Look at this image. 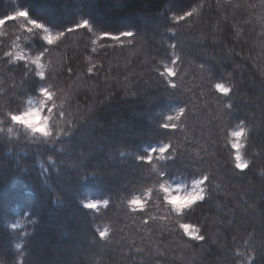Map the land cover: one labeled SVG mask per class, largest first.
<instances>
[{"label":"trees","instance_id":"1","mask_svg":"<svg viewBox=\"0 0 264 264\" xmlns=\"http://www.w3.org/2000/svg\"><path fill=\"white\" fill-rule=\"evenodd\" d=\"M93 1L0 0V19L28 10L65 33L47 45L23 18L0 25V264H264V0ZM85 19L91 30L67 31ZM45 84L58 120L46 138L10 120ZM164 143L167 160L138 159ZM202 175L204 201L176 213L163 200L160 183Z\"/></svg>","mask_w":264,"mask_h":264},{"label":"snow or ice","instance_id":"2","mask_svg":"<svg viewBox=\"0 0 264 264\" xmlns=\"http://www.w3.org/2000/svg\"><path fill=\"white\" fill-rule=\"evenodd\" d=\"M193 11L186 12L184 15L178 17V19L182 20V19H185L186 17H191L193 15ZM29 16L30 15H29L28 10H18L14 13V16H8L6 19L7 20H13V19L23 18L25 21H28L32 26H34L36 29L43 30L44 32L47 33L43 37V40L46 41L47 45L56 44L57 41H59L60 38L62 36H64V34H65L64 32H57L56 34H53L51 31H49V29L44 24H42V23H40L34 19H29ZM6 19H0V25H4L6 23ZM80 28L91 30L92 25L90 24V22L87 19H85V20H82L80 23L75 24L74 28H68L67 31L73 32L74 29H80ZM29 31H31V29H29ZM102 36L104 38L119 40V39H121V37H134L135 32L132 30L122 31L119 33V35H113L111 33L104 32L102 34ZM49 37H52L53 39L51 41H49V39H48ZM16 59L17 60H24L25 57L22 54H17ZM177 59H180V58L177 57ZM31 63L33 65H35L37 67V69H39V71L37 73L38 77L40 79H44V77H45V65L41 62V58L38 56L37 58L33 59L31 61ZM173 63H175V61H173ZM89 71H91V69H89ZM166 74L169 78L176 77L177 71L175 70V68L169 67L166 69ZM170 87L172 89H176L177 85L175 83H171ZM215 87L220 93H223V94H228L231 91V89L229 87L225 86V84H223V83H217L215 85ZM51 88H52L51 84L42 85L39 87V94L43 95L44 93H51V92H53L50 90ZM53 99H56V97H53ZM60 107H61V111H62L63 106L61 105ZM231 107H232V105L229 104L228 108H231ZM56 108H57V106H56ZM184 114H185V108L179 107L174 116L173 115L167 116V121H169L171 123H164L162 125V127L164 129H169V128L176 129L177 124L173 121H180L181 117ZM244 135H245V129L243 127H240L239 130L231 132V136L234 138L233 143H232V148L236 152L235 158H234L235 169H238L241 171L249 169V163L245 162L242 155L240 154L241 144L238 142ZM172 149H173V145L170 143L160 144V145H157V146H154L152 148L147 149L146 155H141L138 157V159L141 162H146L149 165L152 164L154 156H158V159L160 161H165L168 159V156L166 154H169L170 150H172ZM209 182H210V179H209L208 175H202L201 178L193 180L191 191H187V192L183 193V194H187L188 192H192L194 194H198L199 198L196 200H193L191 204H188L187 206L180 208V209H177L174 205H172L170 203H167V204L172 206L173 210L176 213L184 212L185 209L191 208L197 202H202L205 200V189H204V187H202V185L209 183ZM160 185H163V187L168 188L169 191H171L174 194L173 190L167 185L166 182L160 183L159 186ZM160 190L164 194L163 200L166 201L167 194L163 192V188H160ZM149 191H151V190H149ZM177 191H179V189H177ZM183 194H180V195H183ZM105 204H107V201H105ZM129 204L132 207V209L135 210L137 208V206L142 205V201H141L140 197H134L133 199H131L129 201ZM85 207L87 209H96L98 207V202H96V201L89 202L85 205ZM180 227L183 228L186 232H188L189 235H192V232L188 231L190 228H192V225L181 224ZM193 230H195V229H193ZM107 235H108L107 230H103V231L99 232V236L101 238L106 237ZM195 239L196 240H204L205 237L203 235H198L195 237Z\"/></svg>","mask_w":264,"mask_h":264},{"label":"clouds","instance_id":"3","mask_svg":"<svg viewBox=\"0 0 264 264\" xmlns=\"http://www.w3.org/2000/svg\"><path fill=\"white\" fill-rule=\"evenodd\" d=\"M49 41L53 38L49 37ZM42 99L38 97V103L34 107H28L26 110L19 112L18 114H10V120L14 126H17L21 130L28 132L32 136L50 137L56 131L55 125L58 123L54 115V109L56 110L57 98L55 92L44 93ZM12 131V128H9ZM163 188V192L167 194L166 202L174 205L177 209L183 208L188 204H191L193 200L199 198L198 194L188 192L187 194H173L168 188Z\"/></svg>","mask_w":264,"mask_h":264},{"label":"rangeland","instance_id":"4","mask_svg":"<svg viewBox=\"0 0 264 264\" xmlns=\"http://www.w3.org/2000/svg\"><path fill=\"white\" fill-rule=\"evenodd\" d=\"M91 3H92V5H94V1L92 2V0H90V7L92 6ZM80 9L81 8H79V10ZM36 105H37V103H33V104L29 105L28 107H34ZM192 182H193V180L192 181H185L184 180V181L179 182L176 185L169 184L168 186L173 190L174 194H183L187 191H191ZM177 189H179V191H177ZM188 231H190V232H192V234H194V232L191 229H189Z\"/></svg>","mask_w":264,"mask_h":264}]
</instances>
